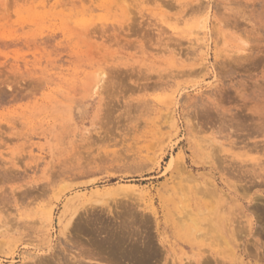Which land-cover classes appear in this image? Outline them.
I'll return each instance as SVG.
<instances>
[{
    "label": "rangeland",
    "instance_id": "1",
    "mask_svg": "<svg viewBox=\"0 0 264 264\" xmlns=\"http://www.w3.org/2000/svg\"><path fill=\"white\" fill-rule=\"evenodd\" d=\"M263 119L264 0H0V264H264Z\"/></svg>",
    "mask_w": 264,
    "mask_h": 264
},
{
    "label": "bare ground",
    "instance_id": "2",
    "mask_svg": "<svg viewBox=\"0 0 264 264\" xmlns=\"http://www.w3.org/2000/svg\"><path fill=\"white\" fill-rule=\"evenodd\" d=\"M171 6V5H170ZM202 27H203V24H202ZM203 28H205V27H203ZM196 41L197 42H201L202 40H200V38L199 39H196ZM196 43V42H195ZM204 43V42H203ZM246 45V44H245ZM201 46V45H200ZM246 47V46H245ZM100 72V71H99ZM98 72V73H99ZM103 72V71H102ZM103 74H105V71H104V73ZM99 76H98V78H100L101 80L103 79L104 80V78L105 77H103V76H101L100 74H98ZM98 80V81H96V84H95V88L97 89V88H100L101 87V85L99 84V83H101L102 81L101 80ZM104 83V82H103ZM103 85V84H102ZM100 86V87H99ZM170 118V117H169ZM222 119V118H221ZM264 120V119H263ZM222 125V124H221ZM259 126V125H258ZM260 147V146H259ZM215 161V160H214ZM257 162V161H256ZM174 160L173 159H171L170 160V162H169V164H168V170L170 169H173V165H174ZM53 180V179H52ZM191 180V179H190ZM69 184V183H68ZM70 185V184H69ZM68 185V186H69ZM67 186V185H66ZM72 186V185H71ZM70 187V186H69ZM63 190H64V188L63 187H61ZM40 189V188H39ZM61 189V190H62ZM62 190V191H63ZM116 191V190H115ZM214 191V190H213ZM210 193V192H209ZM215 193V192H214ZM41 194V193H40ZM199 194H201V193H199ZM213 194V193H212ZM216 194V193H215ZM112 195V194H111ZM110 195V196H111ZM214 195V194H213ZM108 196H109V194H108ZM107 196V197H108ZM207 196H209V195H207ZM104 197V196H103ZM106 196H105V199L107 198ZM203 197V196H202ZM206 197V196H205ZM206 198H208V197H206ZM107 200V204H108V202L109 201H111V200H108V199H106ZM210 200H211V198H210ZM264 200V199H263ZM86 201V200H85ZM96 202H97V204L98 203H102L103 202V199H97V200H95ZM95 201H92V202H95ZM50 202V201H49ZM210 202V201H209ZM91 205H93V203L91 204ZM100 205V204H99ZM109 205V204H108ZM86 206V205H85ZM213 206V205H212ZM84 207V206H83ZM211 207V206H210ZM46 208V207H45ZM50 208V207H49ZM96 208V207H95ZM108 208H110V206H108ZM90 209H91V207H90ZM80 210V209H79ZM93 210H94V208H93ZM108 210V209H107ZM89 211V210H88ZM190 211V210H189ZM80 212V211H79ZM187 212V211H186ZM76 213H78L77 211H74L73 212V214H71V216H70V218H68L67 219V221H66V224H65V229L67 230V229H69L70 230V226L72 225V223L74 222V220H75V216H76ZM110 213H111V210H110ZM113 213V212H112ZM80 214V213H79ZM42 215H43V213H42ZM261 215V214H260ZM83 216V215H82ZM46 217H47V220H51V218H52V209H49L48 210V212L46 213ZM188 217V216H187ZM81 218V217H80ZM183 218V217H182ZM44 219H46V218H44ZM188 220V219H187ZM85 221V220H84ZM101 221V220H100ZM135 221V220H134ZM192 221V220H191ZM82 222V221H81ZM143 222H145V221H143ZM190 222V221H189ZM208 222V221H207ZM101 223V222H100ZM109 223V222H108ZM136 223V222H135ZM193 223V222H192ZM209 223V222H208ZM236 223V222H235ZM116 225V224H115ZM193 225V224H192ZM205 225V224H204ZM131 226V225H130ZM195 226V225H194ZM64 228V227H63ZM91 228V227H90ZM97 228V227H96ZM95 228V229H96ZM104 228H105V226H104ZM64 229V230H65ZM73 229V228H72ZM72 229H71V231H72ZM99 228H97V230H98ZM135 229V228H134ZM183 229V228H182ZM197 229V228H196ZM101 230V229H100ZM106 230V229H105ZM111 230V229H110ZM212 230H214L213 228H212ZM134 231V230H133ZM191 231H193V230H191ZM243 231V230H242ZM76 232V231H75ZM95 232V231H94ZM106 232H109V231H106ZM240 232V231H239ZM238 232V233H239ZM83 233V232H82ZM81 233V234H82ZM96 233H98V232H96ZM138 233V232H137ZM237 233V232H236ZM241 233V232H240ZM103 234H106V233H103ZM112 235H109V234H107V235H104V238L103 239H101V240H99L98 241V239H97V243H96V246L98 247V249H100L103 253H105L106 254V259L105 260H110V262H113L114 264H123V262L124 261H130L131 262V264H147L148 263V260H149V258H148V254L146 255L145 253L146 252H144V250H140L137 246H136V244H135V242L134 243H131V242H127L126 243V241H125V235H115V234H113V233H111ZM133 234L134 233H132V235L131 236H133ZM129 235V236H130ZM135 236V235H134ZM205 236V235H204ZM140 237V236H139ZM102 238V237H101ZM79 239V238H78ZM131 239V238H130ZM129 239V240H130ZM134 239V238H133ZM137 239V238H136ZM77 240V239H76ZM95 240V239H94ZM146 240V239H145ZM144 240V241H145ZM207 240V239H206ZM131 241H133V240H131ZM93 243L95 244V242L93 241ZM226 244V243H225ZM78 247V246H77ZM249 249V248H248ZM257 249V248H256ZM87 250H88V248H87ZM99 250V251H100ZM156 250V249H155ZM228 250V249H227ZM80 251V250H79ZM82 251V250H81ZM100 251V253L102 254V252ZM148 251H150V250H148ZM93 252V251H92ZM246 252V251H245ZM255 252H256V250H255ZM84 253V252H83ZM85 254H88V253H86L85 252ZM84 254V255H85ZM254 254V253H253ZM259 254H260V252H259ZM234 255V254H233ZM250 255V254H249ZM31 256V255H30ZM50 256V255H49ZM255 256V255H254ZM83 257H85V256H83ZM58 258V257H57ZM78 258V257H77ZM85 258H87V260H89V261H91V262H94L95 264H101L102 262H101V260H102V258L100 259V257L99 256H95V255H89L88 254V256H86ZM36 259V258H35ZM48 259H49V257H48ZM47 259V260H48ZM54 259V258H53ZM61 259V258H60ZM80 259V258H79ZM82 259V258H81ZM81 259H80V261H81ZM260 259V258H259ZM51 260V259H50ZM55 260V259H54ZM59 260V259H58ZM76 260V259H75ZM104 260V259H103ZM37 261V260H36ZM53 261V260H52ZM56 261V260H55ZM78 261V260H76V263L77 264H82L83 262L81 261ZM54 262V261H53ZM63 262V261H62ZM70 262V261H69ZM107 262V261H106ZM109 262V261H108ZM30 263V262H29ZM28 263V264H29ZM57 262H55V264H56ZM59 263H61V262H59ZM72 263V262H71ZM85 263V262H84ZM43 264H47V263H43ZM89 264V263H88ZM205 264V263H204Z\"/></svg>",
    "mask_w": 264,
    "mask_h": 264
},
{
    "label": "snow or ice",
    "instance_id": "3",
    "mask_svg": "<svg viewBox=\"0 0 264 264\" xmlns=\"http://www.w3.org/2000/svg\"><path fill=\"white\" fill-rule=\"evenodd\" d=\"M261 196H264V192L260 193Z\"/></svg>",
    "mask_w": 264,
    "mask_h": 264
}]
</instances>
